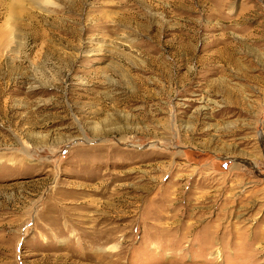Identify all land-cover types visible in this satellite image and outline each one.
I'll use <instances>...</instances> for the list:
<instances>
[{
  "label": "rangeland",
  "instance_id": "obj_1",
  "mask_svg": "<svg viewBox=\"0 0 264 264\" xmlns=\"http://www.w3.org/2000/svg\"><path fill=\"white\" fill-rule=\"evenodd\" d=\"M0 264H264V0H0Z\"/></svg>",
  "mask_w": 264,
  "mask_h": 264
}]
</instances>
